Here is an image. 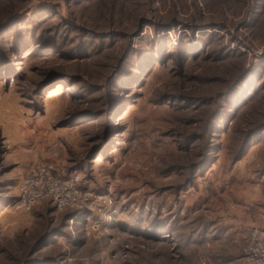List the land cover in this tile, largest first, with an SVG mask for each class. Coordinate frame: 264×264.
<instances>
[{
	"label": "rangeland",
	"instance_id": "rangeland-1",
	"mask_svg": "<svg viewBox=\"0 0 264 264\" xmlns=\"http://www.w3.org/2000/svg\"><path fill=\"white\" fill-rule=\"evenodd\" d=\"M80 201L26 207L30 169ZM264 230V0H0V264H250Z\"/></svg>",
	"mask_w": 264,
	"mask_h": 264
},
{
	"label": "built area",
	"instance_id": "built-area-1",
	"mask_svg": "<svg viewBox=\"0 0 264 264\" xmlns=\"http://www.w3.org/2000/svg\"><path fill=\"white\" fill-rule=\"evenodd\" d=\"M80 181L81 175L77 172L71 173L69 178H59L51 162L35 164L21 184V205L26 207L37 201L51 200L58 209L73 207L80 201ZM247 252L250 264H264V230L253 231Z\"/></svg>",
	"mask_w": 264,
	"mask_h": 264
}]
</instances>
